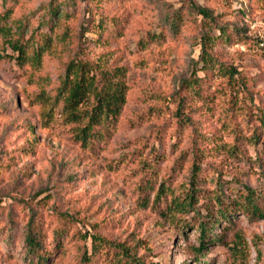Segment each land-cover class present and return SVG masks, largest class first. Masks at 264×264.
Instances as JSON below:
<instances>
[{
	"label": "rangeland",
	"instance_id": "374dc122",
	"mask_svg": "<svg viewBox=\"0 0 264 264\" xmlns=\"http://www.w3.org/2000/svg\"><path fill=\"white\" fill-rule=\"evenodd\" d=\"M50 1L0 0V17L9 11L7 21H22L28 45L19 63L0 36V264H123L110 243L147 264H264V220L231 207L212 232L220 240L195 253L197 221L221 219L217 192L231 201L248 186L264 208V0H56L64 9L58 21L49 20ZM192 3L208 8L229 36L207 48L206 72L195 68L203 20ZM100 16L101 34L93 22ZM77 53L126 67L118 123L86 149L55 106ZM232 68V78L224 75ZM195 77L194 93L177 94ZM200 150L199 217L171 220L166 205L187 189ZM31 217L41 260L24 246ZM87 234L110 243L85 261Z\"/></svg>",
	"mask_w": 264,
	"mask_h": 264
},
{
	"label": "trees",
	"instance_id": "16d2710c",
	"mask_svg": "<svg viewBox=\"0 0 264 264\" xmlns=\"http://www.w3.org/2000/svg\"><path fill=\"white\" fill-rule=\"evenodd\" d=\"M68 1L75 3L76 0ZM190 8L201 16L203 20V29L199 37L201 52L195 68L199 66L201 71L206 72L212 63L211 55L208 53L207 48L211 47V43L217 40L220 41L221 38H225L228 41L229 36L221 27L216 25L212 12L208 8L198 3H192ZM63 10L61 4H56V0H51L49 8L46 9V12L49 13V20L58 21L61 13L64 12ZM5 13V17H0V36L10 50L17 54L15 60L19 63L25 62L28 45L27 39L24 37V25L20 20L7 21L5 18L9 17V11ZM176 20L177 17L173 15L171 18L173 27L177 24ZM93 22L96 31L101 34L106 27L107 21L105 22L103 16H100L99 19ZM215 31L218 32L217 36L214 35ZM86 32L87 29L82 27L80 32L81 40H83V35ZM82 42L80 41L81 44ZM33 59L36 61L40 59L38 49L33 53ZM235 73L236 71L233 68L224 70V75L228 74L230 77H233ZM125 75L126 67L124 66L102 65L99 64L98 60L93 61L85 56L80 57L79 53L66 63L64 74L55 92V106L60 104V118L65 124L71 126L70 130L74 141L82 149L89 148L96 140L109 136L116 127L126 100L127 86ZM197 83L196 77L185 79L179 85L177 94L180 90L194 93ZM59 101L61 102L59 103ZM182 103L183 97L179 100L178 108ZM262 125L264 126V119ZM232 150L235 152V148H232ZM202 155L203 151L200 150L193 157L187 189L181 195H172L166 205V211L163 214L171 220H174L177 215L191 212L193 216L199 217V211L196 207L199 180L197 178L201 173L200 158H202ZM257 162L260 163L259 160ZM161 197L163 195L158 189L154 199L158 201ZM259 198L260 195L248 186H244L243 192L241 191L236 199L231 201H225L224 194L217 192L214 201L219 208H223L218 211L221 219L216 220L213 214H208L206 218H201L197 221L195 226L200 231L198 236L199 245L195 248V253L201 254L208 243L220 240L212 232L222 220L228 218L227 213H231V210L228 211L229 207L264 220V208L258 205ZM40 239V228L31 217L24 237V246L28 256L37 260H41L42 257ZM86 239H89L90 246L89 249H85L82 256L85 261L94 257L105 244L110 243L94 234H87ZM109 245H112L111 247L115 250L116 253L114 252V255L115 257L117 256L118 262L123 264H147L136 258L135 252L123 243H110Z\"/></svg>",
	"mask_w": 264,
	"mask_h": 264
}]
</instances>
